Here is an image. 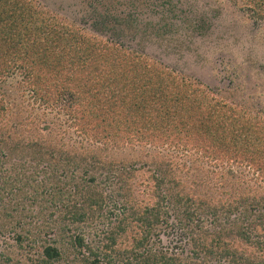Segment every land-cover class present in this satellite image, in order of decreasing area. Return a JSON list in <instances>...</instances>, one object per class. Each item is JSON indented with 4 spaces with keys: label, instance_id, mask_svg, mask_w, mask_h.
Here are the masks:
<instances>
[{
    "label": "trees",
    "instance_id": "1",
    "mask_svg": "<svg viewBox=\"0 0 264 264\" xmlns=\"http://www.w3.org/2000/svg\"><path fill=\"white\" fill-rule=\"evenodd\" d=\"M111 19L109 22L116 27L117 34L124 36L125 30L134 28L131 13H113ZM93 27L99 31L97 23ZM134 29L130 33H136ZM120 35L114 36L115 42L111 45H106L84 36L71 24L62 23L43 10L36 0H0V75L16 69L41 101L66 99V108L77 120L78 128L95 140L169 142L174 147L198 150L211 161L225 160L234 153L248 161L258 173H264V123L248 118L247 127L257 124L260 130L252 145L242 144L244 135L241 134H246V130L237 132L241 114L238 119L225 114L218 117L211 108L217 110V105L209 102L205 89L170 76L171 73L161 66L148 67L144 63L146 56L129 50L119 40ZM163 82L166 85L162 86ZM4 109L0 101V112ZM5 154L0 151L1 157H6ZM40 164L38 176L34 173L36 163L29 159H21L20 167L6 164L3 168L0 162V204L4 193L11 194L15 183L18 182L21 192L25 191L11 211L0 213L2 227L8 224L4 220L11 219L8 230L12 233L8 239L22 250L24 262L20 259L21 263L196 264L187 258L198 259L200 251L217 258L231 250L230 244L222 238L223 228H219L212 239H207L211 232H202L199 237L194 235L191 250L177 244L163 246L161 240L167 239V235L155 229L156 224L162 222L160 201L186 205L194 199L173 194V185L164 191L169 194L168 199V195L159 190L162 178L155 177L153 204L138 208L129 206L126 200L127 203L117 204V207L119 200L114 192L110 190L106 194L104 187L98 190L96 176H90L81 163L63 167L62 163H48L44 155L40 157ZM79 167L82 172L77 173ZM113 171L117 176L120 174L119 181L124 183L129 179L122 167ZM7 184L9 191L5 188ZM247 200L241 198L239 201L244 214L247 213ZM209 201L212 199L206 204ZM7 204L9 206L8 201ZM191 209L186 206L185 218L178 221V228L184 230L183 237L192 233L191 221L196 218L194 225L199 223V213L203 212L200 207ZM263 214L251 215L258 224H264ZM90 218L107 221L103 227H96V221L89 225L92 231L100 233L93 239L85 235L82 226ZM36 220L39 221L36 223ZM261 229L264 232V227ZM236 231L243 241L254 245L259 255L264 256V237L250 241L245 230ZM117 244L121 247L111 253ZM219 247H223L220 253ZM199 264L210 263L205 257Z\"/></svg>",
    "mask_w": 264,
    "mask_h": 264
},
{
    "label": "rangeland",
    "instance_id": "2",
    "mask_svg": "<svg viewBox=\"0 0 264 264\" xmlns=\"http://www.w3.org/2000/svg\"><path fill=\"white\" fill-rule=\"evenodd\" d=\"M36 1L62 23L71 24L84 36L106 45H111L115 42L114 36L120 35L109 22L111 15L131 13L135 24L131 23L134 28L135 25L138 27L136 33H130L134 28L125 30L119 40L129 50L144 54L147 58L144 63L148 67L161 66L171 73L170 76L205 89L209 102L217 105L218 111L211 108L218 117L225 114L238 119L241 114L237 132L246 130V134H241L244 135L242 144L252 145L256 140L260 127L247 125L248 118L264 123V0ZM95 23L99 31L93 27ZM26 82L16 69L0 75V101L5 108L0 112V151L6 153V157L0 156L3 168L6 164L20 167L21 159L26 158L36 163L34 173L39 176L40 157L44 155L48 163H62L63 167L81 163L90 176H96L98 190L104 187L106 194L110 190L114 192L119 200L116 205H123L128 200L129 206L138 208L154 203L155 177L162 178L160 193L173 185V194L195 201L188 202L191 207L160 201L162 222L157 223L155 229L167 235V239L161 240L164 247L177 244L191 250L194 235L199 237L202 232H211L207 239H212L215 238L213 234L223 228L222 238L230 244V252L218 256L223 249L219 247L217 258L200 251L198 259L191 256L187 260L199 264L206 257L210 264H264V256L259 255L254 245L243 241L236 231L245 230L250 241L264 237L261 229L264 224H258L251 215L264 213V173H258L248 161L234 153L225 160L211 161L198 150L174 147L169 142L95 140L78 128L77 120L66 108V99L43 102ZM68 160H71L69 164ZM120 167L129 174L124 183L118 180L120 174L117 176L113 171ZM79 172H82L80 167ZM5 188L9 191L10 186L7 184ZM11 190V194L4 193L0 213L11 211L25 192H21L18 182ZM164 193L169 199V194ZM241 198L248 199L245 214L239 206ZM210 199L212 201L206 204ZM186 206L189 210L200 207L203 212L197 211L200 222L196 225H200H194L197 219L193 218L190 223L192 233L183 237L184 230L178 228V221L185 218ZM4 221L8 224L6 227L0 225V264H24L20 262V259L24 262L22 250L8 239L12 233L8 230L11 219ZM93 221H96V227H103L107 222L105 218H90L83 223L85 235L90 239L100 236L89 226ZM23 225L24 228L27 226L26 223ZM119 247V244L112 247L111 253Z\"/></svg>",
    "mask_w": 264,
    "mask_h": 264
}]
</instances>
